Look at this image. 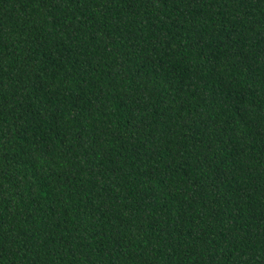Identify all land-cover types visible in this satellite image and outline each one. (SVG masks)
<instances>
[{
    "label": "trees",
    "instance_id": "16d2710c",
    "mask_svg": "<svg viewBox=\"0 0 264 264\" xmlns=\"http://www.w3.org/2000/svg\"><path fill=\"white\" fill-rule=\"evenodd\" d=\"M0 264H264V0H0Z\"/></svg>",
    "mask_w": 264,
    "mask_h": 264
}]
</instances>
